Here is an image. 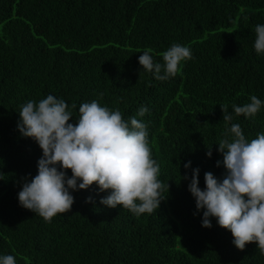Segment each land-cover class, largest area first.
I'll use <instances>...</instances> for the list:
<instances>
[{
  "label": "trees",
  "instance_id": "16d2710c",
  "mask_svg": "<svg viewBox=\"0 0 264 264\" xmlns=\"http://www.w3.org/2000/svg\"><path fill=\"white\" fill-rule=\"evenodd\" d=\"M258 24L264 0H0V256L13 255L16 264H264L256 243L239 250L215 218L202 226L203 210L183 178L199 168L201 189L205 172L223 178L216 162L226 126L240 124L249 142L264 133ZM173 44L192 53L175 77L160 81L142 69L143 51L163 63ZM49 94L69 105L73 124L79 106L97 100L147 125L166 195L156 211L137 217L109 208L100 203L108 191L95 184L72 192L71 210L51 222L19 205L23 178L37 174L42 149L19 132L18 111ZM252 95L260 111L236 116L232 105ZM223 104L233 114L227 125ZM142 106L149 112L140 117Z\"/></svg>",
  "mask_w": 264,
  "mask_h": 264
},
{
  "label": "clouds",
  "instance_id": "9594fccd",
  "mask_svg": "<svg viewBox=\"0 0 264 264\" xmlns=\"http://www.w3.org/2000/svg\"><path fill=\"white\" fill-rule=\"evenodd\" d=\"M254 49L258 55L264 54V25L255 26ZM150 52H142L139 64L160 81L175 77L181 62L192 59L190 48L179 44L161 54L163 63L154 62ZM250 101L243 106L233 104L234 114L255 117L262 101L255 95ZM220 106L227 125L233 114L227 104ZM68 108L63 99L49 94L38 103L29 100L18 111L19 132L42 149L37 174L30 180L23 178L19 205L51 222L54 216L71 210L72 192L95 184L98 193L108 191L100 203L109 208L119 205L137 217L156 211L166 195L159 165L149 147L147 125L135 116L126 121L120 110H110L97 100L82 103L73 124ZM147 112L149 109L142 106L137 115L143 117ZM218 145L223 159L216 164H223L222 179L205 172V188L201 189L199 168L191 169L190 178L187 173L183 177L190 179L188 190L197 211L203 210L202 226L211 228V218H215L220 227L231 232L237 249L256 243L264 255V133L249 142L240 124L233 123L226 126ZM206 155L212 156L211 147ZM190 165V161L184 164L185 169ZM87 202H93V197ZM0 264H16V259L13 255L0 256Z\"/></svg>",
  "mask_w": 264,
  "mask_h": 264
}]
</instances>
